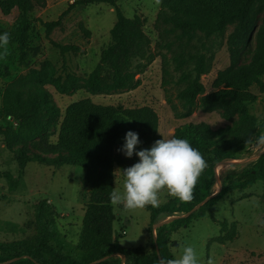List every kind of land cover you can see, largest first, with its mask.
Returning <instances> with one entry per match:
<instances>
[{
    "label": "trees",
    "instance_id": "obj_1",
    "mask_svg": "<svg viewBox=\"0 0 264 264\" xmlns=\"http://www.w3.org/2000/svg\"><path fill=\"white\" fill-rule=\"evenodd\" d=\"M117 2L76 0L56 21L42 22V26L51 31L60 27L63 18L77 6L108 4L115 10L116 22L110 30V42L101 50L97 66L82 83L64 69L62 86L65 90L72 93L99 91L107 81L105 70L109 72L111 88L135 90L141 85L131 67L134 60L145 56L149 44L144 32L145 21L140 16L126 17ZM162 3L170 12L166 14V21L186 35L222 36L227 27L233 25V31L226 39L230 66L217 74L211 92L206 93L202 76L212 68V54L196 51L188 54L191 65L186 58H182L179 64L180 69L186 64L181 73L185 86L179 93L185 107L191 110L198 105L206 112L220 110L225 120L238 115L223 134L212 133L205 123H187L175 129L172 137L187 139L203 154L208 165L198 179L194 199L182 202L173 198L159 207L146 206L149 212V249L124 248L119 242L120 234L116 233L112 238L111 232L107 242L89 241L80 246L73 245L56 229V209L43 199L34 206L36 237L0 242V264H91L103 257L108 258L97 264H121L120 257L115 254L125 255V264H159L161 258H175L168 243L170 234L187 228L193 219L207 213L212 221L217 222L211 208L230 192L242 191L261 182L264 199V155L238 171H228L220 183V191L213 196L217 164L237 160L239 154L249 147L246 139L264 132V121L249 112L250 106L259 99L252 88L264 93V0H162ZM45 7L46 0H0L2 15L17 12L10 25L4 26L0 22V35L9 33L10 45H16L21 55L30 48L35 22L31 13ZM260 13L261 24L253 46L252 33ZM51 44L59 51L63 65L66 63L65 55L79 49L75 45L63 46L54 41ZM33 73L39 78L42 70ZM198 96L201 98L197 103ZM45 106L43 92L39 89L27 92L6 89L0 105V116L6 126L0 129V136L6 148L13 153L20 170L30 162L47 167L77 166L85 169L84 181L90 189L91 206L112 205L110 194L115 183L114 167L123 168L130 160L116 150L122 136L129 131L139 132L145 135L142 142L151 147L160 140L159 117L150 106L126 108L97 104L89 98L80 99L68 105L58 130L51 132L39 119ZM17 140L33 141L37 153L31 157L24 150H13L11 146ZM7 176L10 177L9 174ZM208 197L210 200L190 216L159 227L154 234L156 224L188 213ZM110 218L113 219V215ZM237 238L235 223L228 224L224 220L220 223L219 235L209 240L208 245H224Z\"/></svg>",
    "mask_w": 264,
    "mask_h": 264
},
{
    "label": "rangeland",
    "instance_id": "obj_2",
    "mask_svg": "<svg viewBox=\"0 0 264 264\" xmlns=\"http://www.w3.org/2000/svg\"><path fill=\"white\" fill-rule=\"evenodd\" d=\"M76 0H46L44 9L31 13L35 19L32 25L29 50L21 55L16 45H8V55L0 59V105L6 89L29 91L39 89L44 95L46 106L39 114L41 123L48 131L58 130L66 108L71 103L89 98L97 104L121 105L126 108L150 106L159 117L158 137L172 138L176 128L183 124L205 123L210 131L223 134L238 115L230 120L222 117L220 110L206 112L198 105L189 110L179 98L184 88L181 81L182 69L179 68L182 58L188 60V54L201 51L213 55L212 68L202 76L206 93L211 92L212 84L220 71L230 66L226 39L233 31V25L227 27L224 35L205 37L202 34L186 35L176 30L166 21L170 13L163 6L162 0H118L117 5L128 18L140 16L144 19V32L149 39L145 56L133 61L131 70L141 85L135 90L115 89L109 86V72L104 88L99 91H79L72 93L62 86L65 70L75 76L80 83L84 82L95 69L100 59L101 50L110 42V30L116 22L113 7L108 4L77 6L62 20L60 27L47 31L42 22L56 21ZM17 12L4 16L0 12V22L10 25ZM262 13L255 20L252 33L253 46L261 24ZM75 45L79 49L65 55L63 65L59 51L51 44ZM0 51H3L0 49ZM180 61V62H179ZM37 78L33 71H41ZM139 72V73H138ZM264 80V76L262 77ZM252 91L259 96L258 101L250 106L249 112L264 121V93L260 94L253 87ZM201 96H198L197 103ZM6 126L0 116V129ZM139 135L140 144L137 151L150 149L143 143L145 135ZM264 133V132H263ZM162 135V136H161ZM126 135L116 145L121 149ZM55 140V139H54ZM13 150H24L29 156L37 153L34 142L17 140ZM122 157L128 158L118 151ZM261 150L249 146L239 154L237 161L255 155ZM123 168L139 162L135 154L129 158ZM236 161V160H234ZM245 165L234 168L218 167L219 181L214 192L219 190L220 183L228 171H238ZM120 167L115 166L114 171ZM10 175V177L7 176ZM85 169L77 166L47 167L37 162H30L24 170L18 168L13 153L6 148L0 136V242H11L23 238L36 237L34 224V206L47 199L54 206L58 217L56 229L73 245L89 241L107 242L112 233L120 234L119 242L124 248H150L148 236L149 212L143 209L124 210L121 206H91L90 189L84 181ZM118 186L123 190V176H119ZM263 184L257 182L242 191H232L211 208L217 222L211 220L209 213L204 217L192 220L187 228L172 232L168 243L175 258L182 254L184 246H194L200 264H264V199ZM161 205L173 197L165 191L160 197ZM113 215V219L110 217ZM235 223L238 238L224 245H208L209 240L219 235L220 223ZM156 230L154 231V233Z\"/></svg>",
    "mask_w": 264,
    "mask_h": 264
},
{
    "label": "clouds",
    "instance_id": "obj_3",
    "mask_svg": "<svg viewBox=\"0 0 264 264\" xmlns=\"http://www.w3.org/2000/svg\"><path fill=\"white\" fill-rule=\"evenodd\" d=\"M10 35H0V59L7 57ZM162 136V135H161ZM155 141L150 149L137 151L140 144L139 135L129 131L121 149L124 155L131 158L134 154L139 162L127 168L114 171L115 185L119 184V176H123V190L115 186L110 194L113 205L124 210L143 209L146 206L159 207L160 197L167 192L168 196L182 202L194 199V189L198 179L208 167L203 154L192 147L187 139L164 137ZM246 146L253 150L264 151V133L250 136ZM159 264H200L194 246H184L182 254L173 259L161 258ZM208 264H212L210 260Z\"/></svg>",
    "mask_w": 264,
    "mask_h": 264
},
{
    "label": "water",
    "instance_id": "obj_4",
    "mask_svg": "<svg viewBox=\"0 0 264 264\" xmlns=\"http://www.w3.org/2000/svg\"><path fill=\"white\" fill-rule=\"evenodd\" d=\"M264 155V151H261L255 155H252L250 157H247L241 161H226V162H221L219 164H217V166L215 167V173H216V183H218L219 181V177H218V172H217V168L218 167H225V168H234L238 165H247L248 163L252 162V161H255L257 160L258 158H260L261 156ZM221 187H219V190L213 195L215 196L219 191H220ZM212 196V197H213ZM211 197H208L206 198L205 200H203L202 202H200L198 205H196L191 211H189L188 213L184 214V215H178V216H175V217H170L168 219H165L164 221H161L160 223L156 224L154 226V231L156 229H158L159 227H162L164 225H167V224H170L171 222H173L174 220H177V219H180V218H186L188 216H190L192 213H194L195 211H197L198 209H200V207H202L207 201L210 200ZM155 234V233H154ZM158 253V251H157ZM114 256H117V257H120L121 259V264H125V255L123 254H115ZM108 257H103L91 264H97V263H101L103 261H105ZM16 260V259H14ZM11 262V261H9Z\"/></svg>",
    "mask_w": 264,
    "mask_h": 264
}]
</instances>
